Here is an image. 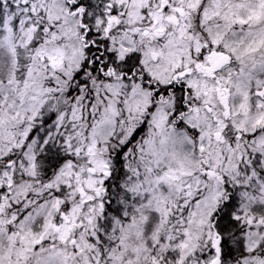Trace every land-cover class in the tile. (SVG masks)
Masks as SVG:
<instances>
[{"label": "snow or ice", "instance_id": "6c2138e0", "mask_svg": "<svg viewBox=\"0 0 264 264\" xmlns=\"http://www.w3.org/2000/svg\"><path fill=\"white\" fill-rule=\"evenodd\" d=\"M0 264H264V0H0Z\"/></svg>", "mask_w": 264, "mask_h": 264}]
</instances>
